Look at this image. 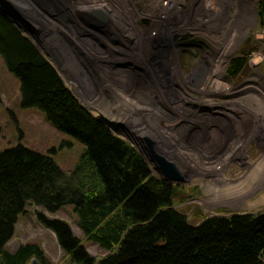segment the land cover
<instances>
[{
    "label": "rangeland",
    "instance_id": "374dc122",
    "mask_svg": "<svg viewBox=\"0 0 264 264\" xmlns=\"http://www.w3.org/2000/svg\"><path fill=\"white\" fill-rule=\"evenodd\" d=\"M0 14L92 116L144 157L154 177L163 175L147 138L175 165L184 180L172 184L174 208L191 224L264 210V24L255 0H0ZM160 54L173 56L163 69L145 64ZM234 57L246 61L230 76ZM19 100L18 79L0 57V151L21 144L71 171L81 143ZM39 213L65 221L94 259L105 254L83 239L70 206L53 213L27 206L8 251L37 244L50 264H77Z\"/></svg>",
    "mask_w": 264,
    "mask_h": 264
},
{
    "label": "trees",
    "instance_id": "16d2710c",
    "mask_svg": "<svg viewBox=\"0 0 264 264\" xmlns=\"http://www.w3.org/2000/svg\"><path fill=\"white\" fill-rule=\"evenodd\" d=\"M255 4L264 24V0ZM0 57L18 79L20 104L40 110L82 146L66 172L50 155L21 144L0 151V264H50L37 244L5 248L19 215L33 205L52 213L70 206L83 239L105 251L94 259L65 221L39 213L77 264H264V210L191 224L174 208L176 187L154 177L129 142L92 116L32 41L1 14ZM245 61L232 58L227 73L236 75Z\"/></svg>",
    "mask_w": 264,
    "mask_h": 264
},
{
    "label": "water",
    "instance_id": "95a60500",
    "mask_svg": "<svg viewBox=\"0 0 264 264\" xmlns=\"http://www.w3.org/2000/svg\"><path fill=\"white\" fill-rule=\"evenodd\" d=\"M94 17L98 18L102 22H107L106 16L101 13V11H94L90 13ZM146 142L149 146V152L153 159V161L158 165V169L160 170L161 174L163 175V179L168 181L169 183H178L182 182L184 178L180 175V173L177 171L174 164L167 161L163 156H161L154 148V143L147 138ZM32 264H37V261L35 259L32 260Z\"/></svg>",
    "mask_w": 264,
    "mask_h": 264
},
{
    "label": "bare ground",
    "instance_id": "6f19581e",
    "mask_svg": "<svg viewBox=\"0 0 264 264\" xmlns=\"http://www.w3.org/2000/svg\"><path fill=\"white\" fill-rule=\"evenodd\" d=\"M173 23V22H172ZM204 24V23H203ZM241 33V32H240ZM151 38V37H150ZM154 39V38H153ZM145 40V39H143ZM154 41V40H153ZM155 41L153 42V45H151V48L155 49ZM171 48V47H170ZM169 55H158V56H147V61L145 60V64L147 65H150L152 67H154L155 69H163L165 67V64L168 62L169 59L172 60L173 56L170 58V57H167ZM176 56V55H175ZM151 59V60H150ZM150 60V61H149ZM142 62V61H141ZM171 62V61H170ZM170 65V64H169ZM155 72V71H154ZM162 73V72H161ZM157 75V74H156ZM158 77V76H157ZM220 86V85H219ZM223 89V88H221ZM260 102V100H258ZM258 105V104H257ZM112 110V109H111ZM100 112V111H99ZM262 119V118H261ZM147 155V154H146ZM149 157V156H148ZM152 159V158H151ZM153 161V159H152ZM154 165V168L159 171L158 169V165L153 161L152 163ZM160 172V171H159Z\"/></svg>",
    "mask_w": 264,
    "mask_h": 264
},
{
    "label": "flooded vegetation",
    "instance_id": "af4514ba",
    "mask_svg": "<svg viewBox=\"0 0 264 264\" xmlns=\"http://www.w3.org/2000/svg\"><path fill=\"white\" fill-rule=\"evenodd\" d=\"M160 171V170H159Z\"/></svg>",
    "mask_w": 264,
    "mask_h": 264
}]
</instances>
